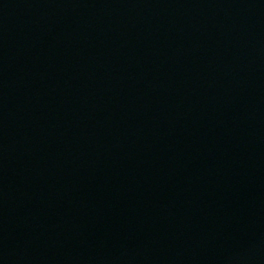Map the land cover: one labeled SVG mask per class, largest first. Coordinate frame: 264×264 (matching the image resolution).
Listing matches in <instances>:
<instances>
[{
	"label": "water",
	"instance_id": "1",
	"mask_svg": "<svg viewBox=\"0 0 264 264\" xmlns=\"http://www.w3.org/2000/svg\"><path fill=\"white\" fill-rule=\"evenodd\" d=\"M0 264H264V0H0Z\"/></svg>",
	"mask_w": 264,
	"mask_h": 264
}]
</instances>
